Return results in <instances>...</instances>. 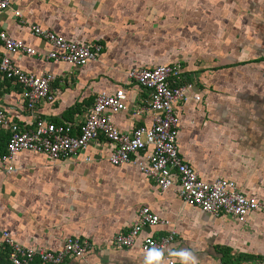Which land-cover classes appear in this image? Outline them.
Wrapping results in <instances>:
<instances>
[{
  "label": "crops",
  "instance_id": "0c3cea01",
  "mask_svg": "<svg viewBox=\"0 0 264 264\" xmlns=\"http://www.w3.org/2000/svg\"><path fill=\"white\" fill-rule=\"evenodd\" d=\"M8 1L0 30L37 54L8 55L0 42V61L7 55L25 73L54 76L53 100L40 102L32 114L20 85L0 74V108L10 121L23 126L38 117L76 125L98 94L122 87L127 110L112 115V123L121 132L148 126L151 114L134 112L147 107V92L126 73L180 62L200 100L175 107L179 155L201 181H232L262 208L241 224L191 207L175 188L161 191L133 164H110L113 147L103 139L63 160L20 151L10 173L0 160V264H10L4 231L34 251L57 252L68 237L89 243L81 257L62 264H145L139 242L172 234L165 259L178 264L174 253L180 250L191 251L200 264H264V0ZM32 26L69 41L98 42L102 52L82 67L46 59L54 48ZM8 139L0 127V157ZM141 207L168 224L146 226L137 244L114 248L113 237L130 229Z\"/></svg>",
  "mask_w": 264,
  "mask_h": 264
},
{
  "label": "built area",
  "instance_id": "2783aa9c",
  "mask_svg": "<svg viewBox=\"0 0 264 264\" xmlns=\"http://www.w3.org/2000/svg\"><path fill=\"white\" fill-rule=\"evenodd\" d=\"M9 8L8 0H0V11ZM14 15L19 17L21 13L15 10ZM31 31L54 48V51L45 56L46 59L62 61L73 67H82L96 61L103 49L98 42L69 41L38 26H32ZM0 42L8 55L37 54L33 48L1 30ZM0 74L20 85L26 109L32 114L40 102L53 100L49 92L50 83L54 80L51 74L25 73L14 66L7 55L0 61ZM126 79L147 92V107L135 109V114H151L148 126L135 127L130 132L119 131L111 120L112 115L127 110L126 95L122 87L111 94H98L84 119L76 125L69 122L57 124L36 117L20 126L10 121L0 108V127L9 131L6 153L0 157L7 165V172L13 170L10 161L20 151H30L52 160H63L80 155L90 143L103 139L113 147L108 157L110 164H133L146 178L153 179L161 191L175 188L179 198L187 205L214 216H231L238 223L245 224L249 213L261 209L262 205L255 198L240 193L232 181H201L196 171L179 155L178 116L175 107L189 98L200 100L198 94H191L193 84L184 77L182 63L132 69L127 71ZM75 126L78 128L76 134L73 133ZM84 160L90 161L88 157ZM137 214V221L126 233H118L113 237L111 245L114 248H130L137 244L141 231L146 226L168 224V221L160 219L147 207H141ZM172 238L173 234L161 238L146 237L139 242V248L144 253L152 247L166 249ZM1 239V245L8 249L10 264H62L65 258L81 257L89 248L87 241L73 237L66 238L62 249L57 252L34 251L22 247L6 231L2 232ZM167 261L169 264H178L172 259Z\"/></svg>",
  "mask_w": 264,
  "mask_h": 264
},
{
  "label": "clouds",
  "instance_id": "9594fccd",
  "mask_svg": "<svg viewBox=\"0 0 264 264\" xmlns=\"http://www.w3.org/2000/svg\"><path fill=\"white\" fill-rule=\"evenodd\" d=\"M174 255L180 258V264H200L198 258L191 251L180 250L174 253ZM165 256L166 252L164 249L152 247L146 252L145 264H169Z\"/></svg>",
  "mask_w": 264,
  "mask_h": 264
},
{
  "label": "trees",
  "instance_id": "16d2710c",
  "mask_svg": "<svg viewBox=\"0 0 264 264\" xmlns=\"http://www.w3.org/2000/svg\"><path fill=\"white\" fill-rule=\"evenodd\" d=\"M185 78H187V77H185ZM6 146V145H5Z\"/></svg>",
  "mask_w": 264,
  "mask_h": 264
}]
</instances>
